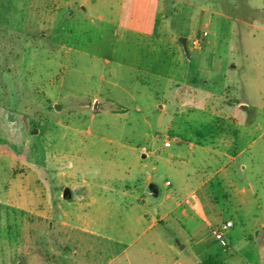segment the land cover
<instances>
[{"label": "rangeland", "instance_id": "obj_1", "mask_svg": "<svg viewBox=\"0 0 264 264\" xmlns=\"http://www.w3.org/2000/svg\"><path fill=\"white\" fill-rule=\"evenodd\" d=\"M208 255L264 264V0H0V264Z\"/></svg>", "mask_w": 264, "mask_h": 264}, {"label": "crops", "instance_id": "obj_2", "mask_svg": "<svg viewBox=\"0 0 264 264\" xmlns=\"http://www.w3.org/2000/svg\"><path fill=\"white\" fill-rule=\"evenodd\" d=\"M155 22L157 23V18H156V20H155ZM128 29H131V28H127L126 30L128 31ZM130 31V30H129ZM154 31V30H153ZM153 31H147V32H144V31H141V30H139V31H137V32H140V33H150V35H154V33L155 32H153ZM160 47H162L161 45H160ZM161 52H165V50H164V48H161ZM191 96H192V94H191ZM196 98V97H195ZM197 100V99H196ZM196 100H195V102H196ZM198 101V100H197ZM194 103V102H193ZM182 107V106H181ZM168 147H170V146H168ZM199 147V149L200 148H202L203 149V152H202V150H201V152L202 153H206L207 154V158H208V160H210L211 159V161L212 160H216L217 159V157H220L221 155H226L227 153L226 152H222V151H219V150H215L216 152H210V150H211V148L210 147H208V146H203V145H199L198 146ZM143 150H145V148L143 147ZM131 151L133 152V153H135V148L134 147H132L131 146ZM221 153V154H220ZM239 153H240V151H239ZM238 153V154H239ZM148 154H149V152H147V150H145L144 151V153L142 154V158H145V157H147L148 156ZM238 154H236L235 156H237ZM136 155H138V157H136V159L139 161L140 160V156H139V152H138V154H136ZM158 157V160L159 159H161V157L160 156H157ZM213 162V161H212ZM140 163H141V161H140ZM218 172V171H217ZM209 181V177H203L202 179H201V181H199V183H197V184H195L191 189H190V191L188 192V194H187V197H186V199L187 198H190V197H192V196H195L196 195V193L198 192V190L200 189V188H202L207 182ZM152 193L153 192H155V190L153 189L152 191H151ZM154 194V193H153ZM86 196H88L89 197V199L87 200V202H86V204H84L82 207H89V206H93V205H95V204H103V203H105L101 198V195H99V196H96L94 193H92L90 190L88 191V194H86ZM141 197V196H140ZM169 197H170V195H169ZM140 201H144V199H143V197H141L140 198ZM182 204V202L181 201H177V203H176V207L177 206H180ZM81 207V206H80ZM183 212H184V210H183ZM147 216H148V214H147ZM165 217H167V216H165ZM163 218H164V215H158L157 217H154L153 218V221L148 225V227L147 228H151V227H155L158 223H161V222H163ZM67 224L69 225V227L71 226H73V227H75V226H77L76 225V223H74V222H67ZM79 228H81L83 231H88L87 230V228L86 227H80V226H78ZM200 263V260H197L196 261V264H199ZM185 264H188V263H185ZM190 264V263H189Z\"/></svg>", "mask_w": 264, "mask_h": 264}, {"label": "built area", "instance_id": "obj_3", "mask_svg": "<svg viewBox=\"0 0 264 264\" xmlns=\"http://www.w3.org/2000/svg\"><path fill=\"white\" fill-rule=\"evenodd\" d=\"M195 43H197V41H195ZM159 135H156V138H158ZM170 137L163 136V145L168 147L171 146L172 141L169 139ZM169 183V181H168ZM234 225L232 220H227L225 222H222L218 227L214 228L212 230L213 235L215 236V238L217 239V241L219 242L220 246L223 248H227L229 246V241L227 240L226 236H225V232L227 230H229L232 226Z\"/></svg>", "mask_w": 264, "mask_h": 264}, {"label": "trees", "instance_id": "obj_4", "mask_svg": "<svg viewBox=\"0 0 264 264\" xmlns=\"http://www.w3.org/2000/svg\"><path fill=\"white\" fill-rule=\"evenodd\" d=\"M199 264H226V263H224L223 261L218 260L213 255H208L203 260H201ZM235 264H239V263H235Z\"/></svg>", "mask_w": 264, "mask_h": 264}, {"label": "water", "instance_id": "obj_5", "mask_svg": "<svg viewBox=\"0 0 264 264\" xmlns=\"http://www.w3.org/2000/svg\"><path fill=\"white\" fill-rule=\"evenodd\" d=\"M180 42L182 43V46L184 47L186 53L189 55V51L187 48V38L184 36L179 37ZM64 195L66 198H70L71 197V190L69 188L65 189Z\"/></svg>", "mask_w": 264, "mask_h": 264}]
</instances>
